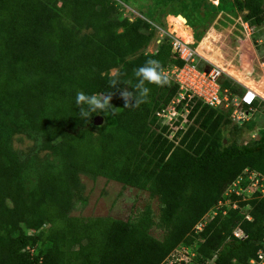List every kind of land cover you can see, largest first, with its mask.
Wrapping results in <instances>:
<instances>
[{
  "label": "trees",
  "instance_id": "trees-1",
  "mask_svg": "<svg viewBox=\"0 0 264 264\" xmlns=\"http://www.w3.org/2000/svg\"><path fill=\"white\" fill-rule=\"evenodd\" d=\"M162 1L179 4L181 12L164 15L182 14L191 27L205 28L225 5L247 11L243 19L252 26L264 22L263 0ZM201 2L207 6L204 17ZM115 5V0H0V264H164L181 245L196 257L180 264H253L264 249L260 191L226 215L207 217L200 233L193 228L225 199L243 170L264 175V129L253 141L225 142L235 123L232 109L197 101L189 114L193 123L176 145L156 115L178 91L168 76L166 84L146 82L145 102L131 105L129 99L125 105L120 92L133 91L134 71L145 61L158 60L164 71L184 60L168 34L159 37L155 51H146L165 26L155 11L128 23ZM112 69L117 71L111 74ZM249 79L244 81L254 85ZM220 81L232 95L245 90L232 77ZM77 92L109 94L112 107L86 121L75 104ZM97 115L104 118L101 125L93 123ZM15 129L48 140L53 160L29 164L12 146ZM82 176L148 191L159 199L158 219L149 205L128 220L71 215L75 196L83 193ZM238 225L247 237L234 236ZM154 228L162 230L161 238Z\"/></svg>",
  "mask_w": 264,
  "mask_h": 264
},
{
  "label": "rangeland",
  "instance_id": "rangeland-1",
  "mask_svg": "<svg viewBox=\"0 0 264 264\" xmlns=\"http://www.w3.org/2000/svg\"><path fill=\"white\" fill-rule=\"evenodd\" d=\"M115 2L117 15L127 18L128 23L139 16H148L154 11L157 16L160 15L165 26L158 30L157 36L146 48L147 52L155 51L161 35L166 33L173 34V36L179 35L183 37L184 41L191 43L195 49L197 48L198 53L202 55L199 60L200 67L212 68L214 65H218L228 74H223L221 78L233 77L264 95V22L261 25H250L243 19V14L247 11H241L232 5H225L215 17H212L213 19L205 28L202 26L190 28L179 15H164V10L181 12L180 5L177 3L164 4L162 0H115ZM205 3L218 5L219 0H206ZM206 8L207 6L201 2L200 14L202 17H204ZM201 32L203 36L198 40V33ZM189 35H192L193 38ZM201 45L206 46L207 49H199ZM116 71L117 69H112L111 74ZM245 77H249V83L254 85L245 82ZM192 123L193 118L188 116L184 127L188 128ZM230 129L231 134L228 135L226 142L231 143L237 140L241 144L259 138L264 129V102L260 103V107L249 120L232 122ZM12 146L25 156L29 164H34V166L35 164L41 165L44 161H52L55 155V149L48 140L31 137L16 129L12 135ZM81 181L84 189L81 196L76 195L74 198L75 206L71 213L73 216H111L128 220L149 205L155 219L157 220L159 217V199L152 197L146 190L125 186L102 176L96 178L82 176ZM225 200H229V198L223 199V202ZM31 224L26 227L29 233L35 230ZM152 233L159 238L163 234L161 229L155 228ZM184 249L186 246L181 245L175 250V254H179L180 258L193 260L195 258L194 251ZM173 254L168 261L173 259Z\"/></svg>",
  "mask_w": 264,
  "mask_h": 264
},
{
  "label": "built area",
  "instance_id": "built-area-1",
  "mask_svg": "<svg viewBox=\"0 0 264 264\" xmlns=\"http://www.w3.org/2000/svg\"><path fill=\"white\" fill-rule=\"evenodd\" d=\"M170 36L173 51L180 54L184 64L169 66L164 70V73L178 85V91L171 102L156 112L159 122L167 129V138L176 145L180 143L184 132L187 130L184 127V122L187 121L190 111L197 101H202L215 108H231L230 116L234 122L249 120L257 110L254 103L258 99L264 101V95L245 83H241L245 88L242 93L232 95L229 89L221 86V76L227 74L221 67L218 65H214L212 68L200 67L199 60L202 55L198 53L197 48L192 47L191 43H186L178 35L173 36L172 34ZM256 191H260L261 196H264V175L257 170H243L224 193L225 199L229 198V200L224 202L220 200L218 205L208 211L206 217L195 224L193 230L200 233L208 218L213 219L220 213L226 215L230 208H240L239 203L250 200L255 196ZM233 194L237 198H233ZM249 208L250 204L246 203L244 209L248 210ZM246 219L251 220V215L246 214ZM233 234L239 238L247 237L239 225L234 228ZM173 253V259L168 261L169 264L190 261L184 257L180 258L179 254H175V252ZM257 256L258 259H252L251 263H264V249H259Z\"/></svg>",
  "mask_w": 264,
  "mask_h": 264
},
{
  "label": "clouds",
  "instance_id": "clouds-1",
  "mask_svg": "<svg viewBox=\"0 0 264 264\" xmlns=\"http://www.w3.org/2000/svg\"><path fill=\"white\" fill-rule=\"evenodd\" d=\"M186 24L188 23L186 22ZM187 26L189 27L190 25ZM134 76L136 77V83L133 87H131L133 91L129 92L127 90H121L120 92V95L125 100V105H129V99L133 101L131 105H137L139 103L145 102L150 91V89L147 86H145L146 82L147 84H155V85L166 84L168 82V77L164 73L160 65V62L155 59L147 60L142 66L136 68L134 71ZM111 83L114 86L117 85V81L115 79L112 80ZM133 92H135V95H133ZM75 104L79 107L80 116L84 118L86 121L91 116L92 113L98 111L103 113L105 111L110 110V108L112 107L110 104L109 94L86 95L83 92H77L75 96ZM168 259L164 264H169Z\"/></svg>",
  "mask_w": 264,
  "mask_h": 264
},
{
  "label": "water",
  "instance_id": "water-1",
  "mask_svg": "<svg viewBox=\"0 0 264 264\" xmlns=\"http://www.w3.org/2000/svg\"><path fill=\"white\" fill-rule=\"evenodd\" d=\"M180 17H182L186 22H187V19H186V17H184L182 14H178ZM103 121H104V118L101 116V115H97L95 118H94V120H93V123L95 124V125H101L102 123H103ZM225 142H226V140H225Z\"/></svg>",
  "mask_w": 264,
  "mask_h": 264
},
{
  "label": "bare ground",
  "instance_id": "bare-ground-1",
  "mask_svg": "<svg viewBox=\"0 0 264 264\" xmlns=\"http://www.w3.org/2000/svg\"><path fill=\"white\" fill-rule=\"evenodd\" d=\"M186 42V41H185ZM186 43H188V42H186Z\"/></svg>",
  "mask_w": 264,
  "mask_h": 264
},
{
  "label": "crops",
  "instance_id": "crops-1",
  "mask_svg": "<svg viewBox=\"0 0 264 264\" xmlns=\"http://www.w3.org/2000/svg\"><path fill=\"white\" fill-rule=\"evenodd\" d=\"M190 27V26H189ZM191 28V27H190ZM192 30V29H191Z\"/></svg>",
  "mask_w": 264,
  "mask_h": 264
}]
</instances>
